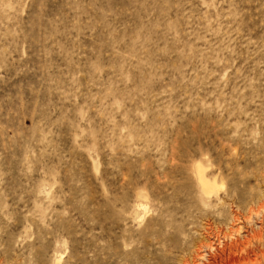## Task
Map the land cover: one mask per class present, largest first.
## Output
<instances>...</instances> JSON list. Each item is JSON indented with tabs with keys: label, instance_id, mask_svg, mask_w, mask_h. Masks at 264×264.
Instances as JSON below:
<instances>
[{
	"label": "rangeland",
	"instance_id": "rangeland-1",
	"mask_svg": "<svg viewBox=\"0 0 264 264\" xmlns=\"http://www.w3.org/2000/svg\"><path fill=\"white\" fill-rule=\"evenodd\" d=\"M232 214L264 226V0H0V264H180Z\"/></svg>",
	"mask_w": 264,
	"mask_h": 264
},
{
	"label": "bare ground",
	"instance_id": "bare-ground-1",
	"mask_svg": "<svg viewBox=\"0 0 264 264\" xmlns=\"http://www.w3.org/2000/svg\"><path fill=\"white\" fill-rule=\"evenodd\" d=\"M205 186L206 184L203 185V187ZM249 220L250 218L243 219L242 221H240V219L237 217L236 214H232L231 218H229L228 225L224 226L223 228L214 229L215 227L212 228L210 224L205 226L203 228L204 229L203 233L205 232L206 234L204 236V239H202L200 246H197V248L192 251L193 259L190 260H186V258L183 260L181 259L183 261L182 262L180 260L181 263L182 264H260L259 261L257 260V256H258V254H256L257 251L255 252L253 247L254 245L252 243H254V241L256 240H257L256 242L261 241L260 239L264 234V226L261 229L259 225L258 230H253L251 227H248L245 224L247 222H250ZM203 247L206 250V254L203 252L202 249ZM262 247L260 252H262L263 250ZM257 249H259V247ZM259 257L261 258V256ZM197 260L198 262L199 261L200 262L196 263Z\"/></svg>",
	"mask_w": 264,
	"mask_h": 264
}]
</instances>
